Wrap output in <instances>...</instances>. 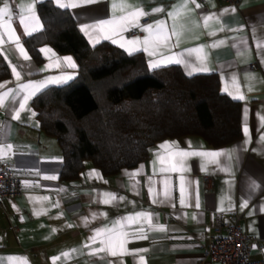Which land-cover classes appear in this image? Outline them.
I'll use <instances>...</instances> for the list:
<instances>
[{
    "label": "crops",
    "instance_id": "0c3cea01",
    "mask_svg": "<svg viewBox=\"0 0 264 264\" xmlns=\"http://www.w3.org/2000/svg\"><path fill=\"white\" fill-rule=\"evenodd\" d=\"M47 1L59 7L55 0H36L33 8L41 27L31 35L44 28L38 6ZM8 2L11 23L8 24L7 16L0 20V32L3 33L0 53L10 68V78L0 82L4 85L0 87V94L9 93L0 103V157L14 166L23 191L19 196L5 200L0 209V264H140V257L144 258V264H218L207 260L204 251L215 228L230 214L242 217L243 231L251 239V257L263 260L264 63L261 60L264 59V0H241L238 5L216 0H208L205 4L187 0L186 8L183 0H97L86 7L63 8L71 12L91 46L109 42L127 54L141 53L150 70L162 68L149 67V62L159 60L161 53L173 60L180 59L181 63H168L163 67L180 66L187 76L217 74L221 91L242 105V136L232 144L214 148L199 136L167 139L150 149L146 161L134 168L123 169L114 177H107L91 163H86L79 178L67 182L60 178L64 164L61 147L56 138L41 129L33 100L48 88L73 82L78 76L79 64L73 55L58 54L50 45L40 47L52 51L48 54L40 51L43 62L38 64L24 44V39L30 35L24 34L19 24V18L33 0ZM61 2L67 4L78 0ZM120 4L131 8L122 11ZM0 7H3L2 3ZM136 7L148 13L139 18L141 26L165 21V31L169 35L166 45L157 47L154 32L150 34L139 27L121 31L107 25L99 37L93 32L92 39L81 30V21L91 24L101 19L112 20ZM156 8L163 11H153ZM172 11H175V19L168 16ZM209 15L213 19L205 22ZM9 27L19 37V44L29 60L20 54L15 40L8 39ZM131 31L136 35L128 36ZM177 32L180 33L179 42ZM145 38H148V44L142 43ZM134 39L141 43L131 45L129 42ZM121 44L125 46L121 47ZM153 51L156 54L150 56L149 52ZM65 57H71L76 67H68ZM201 66L207 71H200ZM12 67L20 73L19 80ZM64 76L72 78L64 83H49L28 98L24 109H19L22 97L26 95L18 91L19 84ZM238 93L244 95L243 100L234 98ZM16 111H19L18 119L15 118ZM245 127L247 134L243 131ZM165 142H177L178 149L161 148ZM177 150L222 154L218 157L189 156L185 158L182 170L161 173L156 154L165 157L163 166L167 168L177 159L170 156V151ZM153 161H156L155 166ZM126 173L138 174L129 177ZM46 176L56 179H46ZM181 176L187 189L185 205L180 204ZM148 177L155 181L154 194L149 192ZM165 179L168 180L167 191H170L167 198ZM106 193L116 194L117 199L103 203L108 198ZM242 201H246V206ZM197 202L199 207H196ZM138 213H150L151 224L138 217L135 223L122 221L116 227L118 230L122 227L130 234L124 245L128 253L145 251L116 257L104 252L90 254L101 247V238L94 243L89 240L95 229H111L114 221ZM141 227L147 238H134L133 234H138Z\"/></svg>",
    "mask_w": 264,
    "mask_h": 264
},
{
    "label": "trees",
    "instance_id": "16d2710c",
    "mask_svg": "<svg viewBox=\"0 0 264 264\" xmlns=\"http://www.w3.org/2000/svg\"><path fill=\"white\" fill-rule=\"evenodd\" d=\"M42 31L24 39L41 64L40 47L73 55L77 78L33 100L41 129L57 139L64 157L63 182L76 180L86 163L107 177L134 168L163 140L199 136L214 148L242 136V105L224 94L217 74L187 76L180 66L150 70L143 54L109 42L91 46L71 12L40 3ZM10 68L0 53V82Z\"/></svg>",
    "mask_w": 264,
    "mask_h": 264
},
{
    "label": "snow or ice",
    "instance_id": "6c2138e0",
    "mask_svg": "<svg viewBox=\"0 0 264 264\" xmlns=\"http://www.w3.org/2000/svg\"><path fill=\"white\" fill-rule=\"evenodd\" d=\"M34 2H36V0H33V3H30L27 6L26 12L23 13L21 15V17L19 18V24L20 26L23 28L24 34L26 35H31L32 32L34 31H38L41 27L40 22L38 17L35 15L34 12V8H33V4ZM55 2L57 3V5L60 8H77V7H86L88 5H91L93 3H96L97 0H78V2H71V3H62L61 0H55ZM193 3H195V0H192ZM0 3L3 4V7H0V20H3L6 16L8 17V24L10 25L11 23V8L9 6V2L8 0H0ZM117 5L115 3H113V8H116ZM119 7L121 8V10L123 11L125 8H131L130 5H126V4H120ZM183 7H187V0H183ZM195 7H200L199 4H195ZM234 10V9H233ZM153 11L156 12H160L163 11L162 8H156L153 9ZM77 15H80L79 13ZM148 15V13H145L142 9H140L139 7H136L130 11H127L126 14L120 15L119 17L112 19V20H98L94 23H86L81 21V30L89 36L90 39H92V33L95 32L96 36L99 37L101 34V31L104 29L105 26L107 25H112L115 26L116 30H126L132 27H139L142 29V31L145 32H149L150 34H155V36L157 37L156 41H154V43L156 44L157 47L166 45L167 40L169 39V35L167 34V32L165 31L166 28V23L165 21H159L157 24L153 25V24H146L144 26H141L139 24V18L142 16H146ZM169 17H172L173 19H175V11L169 12L168 13ZM213 19V17L211 15L205 17V22H207L208 20ZM174 30H175V25L173 26ZM177 42H179V36L180 33L177 32ZM2 37H3V33L0 32V42H2ZM162 37V38H161ZM103 38L108 39L110 37L108 36H104ZM8 39L9 40H15L17 47L19 48V52L20 54L23 56V58L25 60H29L30 57L27 55V52L25 51V49L23 48L22 45L19 44V37L15 35L14 29H12L11 27H9L8 29ZM114 43L116 41H113ZM131 45H136L138 43H141V41H139V39H134L132 41L129 42ZM144 44H148L149 40L148 38H145L144 41L142 42ZM124 44H121V47H124ZM147 51V49H145ZM40 51L44 54H48L50 53L52 50L50 48H42L40 49ZM196 51H201V49H197ZM131 54V52H130ZM155 51L153 52H149V55H155ZM161 58L159 60L156 61H150L149 62V67L152 69L158 68V67H163L166 66L168 63H181L180 59H175L173 60L172 57H166L163 56V54L161 53ZM64 61L67 62V66L68 67H72L75 68L76 65L75 63L72 61L71 57H65L63 58ZM262 63H264V59L261 60ZM58 66V64H57ZM48 66H46L47 68ZM200 71H207L206 67L201 66L199 68ZM12 72L14 73L15 77L17 80L20 79V73L16 71L15 67H12ZM72 77L70 76H64V77H57V78H49L43 81H35V82H29V83H21L18 86V91L24 92L26 93V95H24L22 97L23 102L19 104V109H24L25 104L28 100L29 97L35 95L37 92L41 91L43 88H45L49 83H64L66 82L68 79H71ZM0 87H4V85H0ZM227 91V89H226ZM9 93L5 92L3 94H0V103H3V97H6ZM230 95L232 93H229ZM234 98L243 100L244 99V95L243 94H237L234 96ZM245 114H247V109H245ZM33 115H35V113H33ZM15 118L18 119L19 118V111L15 112ZM243 131L247 134L248 133V128L245 127L243 129ZM161 148L164 149H172V148H177L178 149V144L177 142H165L163 145L160 146ZM11 148V146L9 145V149ZM0 152H2V150H0ZM222 153L220 152H189V151H183V150H177V151H170V156L176 157V163L170 165L169 167H164V163H165V157L160 155V153H157V161H159L161 167H160V172H167V171H180L182 170V166L184 164V160L185 158L189 157V156H199V157H218L220 156ZM231 158V157H229ZM156 161H153V165L155 166ZM180 166V167H178ZM143 166H141L142 168ZM129 177H134L135 175H137L138 173H126ZM154 174H155V170H154ZM46 179H56L55 176H46ZM180 185H179V191H180V204L181 205H185V196H186V192L187 189L184 186V178L181 176L180 177ZM148 182H149V192L150 194H154L155 189H154V183L155 181L152 179V177H148ZM163 183L166 186V191H165V197L167 198L168 196H170V191H167V184H168V180L165 179L163 181ZM108 198L104 199L103 203L105 204H109L112 201L116 200V194L113 193H106L105 194ZM120 200H123L124 197H119ZM153 202L155 203L156 201L153 200ZM242 205L246 206V201H242ZM196 207H199V203L197 202ZM106 215V214H105ZM138 217H142L144 220L148 221L149 224H151V218L152 215L150 213H138L136 214V216H128V217H123L120 218V220L118 221H114L113 222V227L111 229L109 228H98L94 230V235L89 237V240L91 242H95L98 238L100 239V244L101 247L95 249L92 253L90 254H97L100 252H104L107 255L116 257L122 254H133L135 255L136 253H138L139 251H145V250H136L135 253H128V250L124 247V245L128 242L129 239V232H126L123 230V228L121 227L119 230L117 229V225H120L122 221H127L129 223H135L137 222V218ZM87 219V218H85ZM161 228L163 226H160ZM138 234H133V237L136 239H146L147 237L144 235V229L143 227H141L140 229L137 230ZM65 255H67V253H65ZM140 264H144V258L140 257Z\"/></svg>",
    "mask_w": 264,
    "mask_h": 264
},
{
    "label": "built area",
    "instance_id": "2783aa9c",
    "mask_svg": "<svg viewBox=\"0 0 264 264\" xmlns=\"http://www.w3.org/2000/svg\"><path fill=\"white\" fill-rule=\"evenodd\" d=\"M205 4L208 0H195ZM228 5H238L241 0H216ZM129 32L128 36H135ZM208 188V185H206ZM22 182L16 176L14 166L4 162L0 157V209L4 201L22 193ZM242 217L230 214L225 222L215 228L209 245L204 251L207 260L218 264H264L263 260H254L250 254V237L243 231Z\"/></svg>",
    "mask_w": 264,
    "mask_h": 264
}]
</instances>
